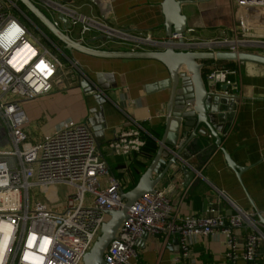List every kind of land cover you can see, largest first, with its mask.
<instances>
[{
    "label": "built area",
    "instance_id": "obj_1",
    "mask_svg": "<svg viewBox=\"0 0 264 264\" xmlns=\"http://www.w3.org/2000/svg\"><path fill=\"white\" fill-rule=\"evenodd\" d=\"M36 1L48 9L55 25L62 23L57 18L60 14L68 17L69 32L73 36L79 27L80 36L76 38L83 41L87 39L83 36L86 32L95 30L130 42L132 49H160L168 44L150 34L128 35L77 13L60 0ZM236 3L241 21L240 28L233 29L232 37L197 39L186 45L200 50L264 55V0H236ZM13 22L21 31L13 30ZM253 30L258 31L256 38L252 37ZM180 37L173 34L177 45H181ZM63 57L71 63L73 71L65 69ZM235 73L226 67H216L206 81L208 85L224 83L237 88L230 79ZM75 75L85 78L82 65L66 55L15 0H0V125L6 133L0 143V264H83L85 254L108 219L106 210L124 205L121 181L102 157L88 123L66 120L41 142L29 140L26 129L29 118L23 101L48 94ZM144 146L139 127L118 133L110 143L117 155L134 157ZM59 187L66 191L63 202L57 197L61 193ZM231 204L235 212L229 217L209 207L203 216L175 219L166 191L156 188L129 207L128 218L105 251V264H142L136 245L144 234L178 236L181 253L173 264L191 255L193 237L213 234L225 236L226 256L232 264L238 259L248 264H264L258 261V249L264 244L263 231L248 211ZM244 225L252 230L241 243L235 231ZM239 248L243 249L242 254L238 253Z\"/></svg>",
    "mask_w": 264,
    "mask_h": 264
},
{
    "label": "crops",
    "instance_id": "obj_2",
    "mask_svg": "<svg viewBox=\"0 0 264 264\" xmlns=\"http://www.w3.org/2000/svg\"><path fill=\"white\" fill-rule=\"evenodd\" d=\"M60 1L77 13L93 17L128 35L150 34L157 41H168L164 0ZM182 8L188 18L187 29H191L186 43L232 37L233 29L240 28L236 0H194ZM257 33L253 30L252 37L256 38ZM93 35L94 32L90 34ZM93 46L132 49V44L123 39H104ZM72 54L83 65L85 78L79 75L68 77L64 85L55 86L50 93L23 101V109L29 118L26 126L29 140L41 142L66 120L88 123L101 145L102 157L108 162L110 171L122 181L121 188L126 190L139 181L149 167L161 139L169 138L166 117L171 89L156 87L170 77L169 71L161 62L150 59H103L79 52ZM216 67L236 71L230 77L237 88L228 86L223 90L224 83L209 85L212 91L221 95L237 96L228 131L225 134L219 132L220 144L209 131L206 136L199 135V139L193 140L195 149L191 158L172 165L156 188L166 191L172 205L171 216L175 219L186 215L203 216L209 207H215L229 217L235 212L233 202L248 211L264 232V65L212 61L204 68L205 79ZM85 81L89 85L87 88L83 85ZM226 105L228 108L232 103ZM226 122V119L220 120L217 125ZM138 127L158 147L152 159L148 161L145 157L142 161L147 165L145 169L137 163L142 152L135 157L123 156L114 153L110 147L118 133ZM199 128L208 130L204 125ZM182 132L177 147L186 142ZM189 147L192 144L186 145L185 149ZM227 156L241 168L240 173L229 166ZM251 230V226L244 225L236 229L235 236L242 243ZM242 248L238 249L239 254L243 253ZM136 249L142 264H173L181 253L178 236L165 234L142 237ZM226 253L223 235L193 237L191 255L179 264H232ZM258 261L264 263V244L258 249ZM236 264L248 263L238 259Z\"/></svg>",
    "mask_w": 264,
    "mask_h": 264
},
{
    "label": "water",
    "instance_id": "obj_3",
    "mask_svg": "<svg viewBox=\"0 0 264 264\" xmlns=\"http://www.w3.org/2000/svg\"><path fill=\"white\" fill-rule=\"evenodd\" d=\"M15 1L26 7L64 45L66 50L103 59L155 60L164 64L169 71L170 77L156 86L157 88L171 89L166 117V128L170 131L169 138L161 139L155 158L142 174L138 183L128 191L121 189V196L124 200L123 207L106 210L108 219L103 223L101 233L92 248L83 258V264H105V251L116 237L123 221L128 218L129 207L142 195L153 193L172 165L191 158V154L195 149L193 140L199 139V135L206 136L209 131L216 138V143L220 144L219 132L222 134L227 133L228 124L232 121L234 109L236 108L237 96L230 97V95H221V93L212 91L204 76L205 66L212 61H242L264 65V55L250 51L200 50L187 46L186 38L190 36V33L187 29L188 18L183 14L182 5L194 2V0H164L163 10L166 18L167 46L160 49L129 50H113L93 46L94 42L98 40L117 39L107 35L92 37L85 41L77 39L69 32V19L65 15H59V19L63 24L57 26L36 0ZM173 34L181 35L178 40L181 45H177V42L173 39ZM87 83L86 81L83 82L86 88L89 86ZM227 88L228 85L224 84L222 86L223 90H227ZM226 103H232V106L227 108ZM225 119L227 125H217L220 120ZM202 125L206 126L208 130L199 128ZM181 130L183 136L187 139L186 142L177 147ZM175 137L177 138L175 139ZM190 144H192V147L185 149V146ZM100 146L98 142V147L100 148ZM176 147L177 149H175ZM227 161L232 169L240 173L241 168L228 156ZM155 173L157 174L156 177L154 176ZM142 237H147V234Z\"/></svg>",
    "mask_w": 264,
    "mask_h": 264
},
{
    "label": "rangeland",
    "instance_id": "obj_4",
    "mask_svg": "<svg viewBox=\"0 0 264 264\" xmlns=\"http://www.w3.org/2000/svg\"><path fill=\"white\" fill-rule=\"evenodd\" d=\"M64 4H66V3H64ZM67 6H70V5H68V4H66ZM25 8V10H26V12L28 13V15L35 21V23L36 24H38L39 26H40V28L49 36V37H51L63 50H64V52L66 53V55H68L70 58L72 57V58H74V59H76L80 64H81V62L79 61V59H77L76 57H74V55L72 54V53H75V52H71L70 50H66L65 48H64V45L61 43V42H59L46 28H45V26L37 19V18H35L27 9H26V7H24ZM44 9H45V12L49 15V11H48V9L46 8V7H43ZM68 18V17H67ZM69 19V18H68ZM93 32H94V34L95 35H93V36H90V34L92 35L93 34ZM100 35H103L102 33H100V32H98V31H95V30H92V31H88V32H86L83 36H84V38L86 39V38H92V37H99ZM73 36L76 38L77 36H80L79 35V27H76V29H75V32H74V34H73ZM95 44H99V43H101V41L100 40H98V41H96V42H94ZM257 51H259V50H257ZM64 58V61H65V69L66 70H69V71H73V69L71 68V63L69 62V61H67V59H66V57H63ZM82 65V64H81ZM83 66V65H82ZM71 75V74H70ZM69 75V76H70ZM2 129V125H0V143H1V136L2 135H6V133H5V130H1ZM58 190H59V192H61V193H59L58 195H57V197L59 198V200L60 201H64V197H65V195H64V193L66 192V191H64V188H62V187H59L58 188ZM63 191V192H62ZM50 195H51V193H50ZM264 233V232H263Z\"/></svg>",
    "mask_w": 264,
    "mask_h": 264
},
{
    "label": "trees",
    "instance_id": "obj_5",
    "mask_svg": "<svg viewBox=\"0 0 264 264\" xmlns=\"http://www.w3.org/2000/svg\"><path fill=\"white\" fill-rule=\"evenodd\" d=\"M19 6L22 8V10L24 12H26L24 6H22L21 4H19ZM26 14L28 15L27 12H26ZM230 79L233 80L231 77H230ZM144 139H145V146L143 147L142 153L140 154V156L142 158L140 157L141 160L138 159L137 163H140L143 166V168L145 169L147 167V165L143 164L142 161L144 160L145 157H147L148 161L150 159H152V157L155 154V152L157 151L158 147H157V143L152 138H150L149 136H144ZM121 183H122V181H121ZM137 183H138V181L133 183L131 185V187L127 188L125 191H128V190L132 189Z\"/></svg>",
    "mask_w": 264,
    "mask_h": 264
},
{
    "label": "clouds",
    "instance_id": "obj_6",
    "mask_svg": "<svg viewBox=\"0 0 264 264\" xmlns=\"http://www.w3.org/2000/svg\"><path fill=\"white\" fill-rule=\"evenodd\" d=\"M12 26H15V28L18 29V31H21V29L16 26L15 22H13V25ZM37 90H39V89H37Z\"/></svg>",
    "mask_w": 264,
    "mask_h": 264
},
{
    "label": "snow or ice",
    "instance_id": "obj_7",
    "mask_svg": "<svg viewBox=\"0 0 264 264\" xmlns=\"http://www.w3.org/2000/svg\"><path fill=\"white\" fill-rule=\"evenodd\" d=\"M13 30H14V31H18V29H16L15 26H13Z\"/></svg>",
    "mask_w": 264,
    "mask_h": 264
}]
</instances>
